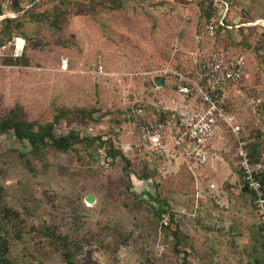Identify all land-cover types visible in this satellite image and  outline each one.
<instances>
[{"label":"rangeland","instance_id":"obj_1","mask_svg":"<svg viewBox=\"0 0 264 264\" xmlns=\"http://www.w3.org/2000/svg\"><path fill=\"white\" fill-rule=\"evenodd\" d=\"M224 17L229 30L210 38L197 0H0V32L8 26L4 18L14 19L10 32L23 39L21 55L0 68V119L15 111L34 129L54 121L56 137L74 132L118 141L133 130L135 107L169 104L174 79L167 70L194 73L222 46L246 63L230 88L229 111L264 155V53L256 47L264 37V0H232ZM59 57L67 60L65 70ZM98 64L104 74L85 72ZM154 75L165 77L163 87L153 85ZM220 133L221 157L236 177L219 186L243 197L233 138ZM99 148L81 140L67 151L46 145L32 152L11 129L0 133V203L16 214L0 217V231L12 264H65L57 235L71 246L73 264H263L250 195L246 234L233 228L225 236L223 204L207 192L205 164L168 179L161 178L167 159L146 160L157 178L136 181L118 157L98 164ZM86 194L93 203L83 200ZM193 206L206 210L193 216L187 211ZM169 210L177 244L171 229L159 225V214ZM215 228L218 245L208 241Z\"/></svg>","mask_w":264,"mask_h":264},{"label":"built area","instance_id":"obj_2","mask_svg":"<svg viewBox=\"0 0 264 264\" xmlns=\"http://www.w3.org/2000/svg\"><path fill=\"white\" fill-rule=\"evenodd\" d=\"M217 23L227 13L229 3L225 0H213ZM215 20L210 19L203 25V32L210 38L214 37ZM230 28V25H225ZM19 40V43L18 41ZM23 39L12 35L9 41L0 44V68H8L2 63L6 57L17 58L21 55ZM264 53V43H263ZM63 70L67 67L64 57L58 59ZM174 79L173 97L169 104L151 107L150 110L137 106L132 110L134 140L131 152L136 156L139 166H149L159 157L167 160L180 158L186 163L187 169L198 168L206 163L209 156V143L219 129H226L234 139L232 158L241 172L242 186L246 187L253 197V207L257 222L262 226L264 238V188L260 177L264 175V159L250 162L245 148L242 127L235 121L233 114L226 106L230 97L229 91L244 75L246 63L240 53H231L228 49L218 46L208 57L200 59L194 73H183L167 70ZM94 75L104 74L101 65L91 71ZM189 97L188 101L185 98ZM166 111L163 117H157L152 111ZM91 128H88L90 130ZM105 139L106 137H101ZM97 163L106 166L109 157L105 146L97 150ZM148 162H147V161ZM149 178L156 179L153 171ZM162 225L167 223V214H160Z\"/></svg>","mask_w":264,"mask_h":264},{"label":"trees","instance_id":"obj_3","mask_svg":"<svg viewBox=\"0 0 264 264\" xmlns=\"http://www.w3.org/2000/svg\"><path fill=\"white\" fill-rule=\"evenodd\" d=\"M197 1L200 4L202 11H203L204 18L202 20V23H203L202 25H204L206 22H208L210 19H213V17L216 16L215 21H214L216 25L214 29V38L219 37L220 33L222 32L225 33L229 30L228 28L225 27V25H229L227 21L225 20V17L222 19L223 25H220L217 23V15L215 12V6L213 5V0H197ZM225 1H227L229 5L230 3H232V0H225ZM13 21L14 19H10V18L3 19L4 24L8 26L4 27L3 31L0 32V35L1 34L5 35L4 38L0 37V44L9 41V37L12 35V32H10L9 25ZM16 24L18 23H15V25ZM251 26H255V25H251ZM238 27H242L243 33L245 35L251 32V29H248L247 26L245 25L239 24ZM263 43H264V37H261L259 43L256 46L259 52H263ZM12 61H16V59L15 58L13 59L11 57H6V58L1 59L2 63H9ZM173 88H175L174 85H173ZM188 100H189V97H186L185 101H188ZM229 100H230V97L228 99V103L226 106L228 111H229V107H228ZM152 111L155 115H157V117H163L167 114L166 111H155L154 108H152ZM60 114L66 115L67 111H62ZM53 122L54 121H51L43 126L38 127L37 129H34V124L21 120L18 117L17 112L13 111L11 112L9 116H6L0 119V133H2L5 130L11 129L15 139L19 141L25 140L30 146V151L32 152H37L40 148L46 145L56 150H59V151H67L71 149V147L74 144L80 142L81 140H86L89 144L95 143L96 146L98 145L105 146L108 157H112V158L118 157L122 159L123 166H125L126 168L129 167L130 169L129 174L135 175L138 179L145 180V179H149V177L151 176L149 174V168L146 165H143L142 167L138 166L139 170L136 168V166H132L130 162L128 161V159L123 155L121 150H119L115 146L113 139H110V138L102 139L98 135H94L93 137L83 138L81 136H78L74 132H69V133L56 137V136H53V134L51 133V126ZM222 131L228 132V130L226 129H223ZM245 148H246L248 159L250 162L257 161L259 158L264 159V155L262 154L261 151H259V147L257 146V144L249 143V141L245 139ZM233 151H234V139H233ZM233 161L236 163L235 158H233ZM240 175H241V172H240ZM260 182H261L262 188H264V175H261ZM241 185H242V182H241ZM241 194L242 195L245 194V196L250 195L251 202L253 204V197L248 190H246L244 193H241ZM169 212L170 210L167 213L166 225H162V223L160 222V214H159V225L160 227L171 229L169 231L172 237L174 238V244H177L178 242L177 228L175 224L173 223L174 222L172 220L173 217L171 213ZM15 216H16L15 212H13L12 210H10L9 208L5 207L4 205L0 203V217L1 218L11 219L12 217H15ZM261 228L262 226L259 224L260 233H261ZM261 237H262V245H263V264H264V238L262 234H261ZM56 240L58 242V246L61 252V257L64 263L73 264V261L71 260V256H72L71 246L67 242V239L65 238V236L57 235ZM182 256H184V254H182ZM0 264H12L11 260L7 256V242H6V239L3 237L1 231H0Z\"/></svg>","mask_w":264,"mask_h":264},{"label":"crops","instance_id":"obj_4","mask_svg":"<svg viewBox=\"0 0 264 264\" xmlns=\"http://www.w3.org/2000/svg\"><path fill=\"white\" fill-rule=\"evenodd\" d=\"M223 132L222 129H217L215 131L214 136L212 137L210 143H209V160L205 165L203 166V170H205L204 177L206 178L209 183H207L208 187V194L212 197V201L214 200L215 202H219V204H223V207H221L222 212L220 215L223 216V223H224V228L226 231H224V235L228 236V234H232V229L239 228L237 234H246L247 232V220H248V207L247 203L245 202V194L243 197L240 195H236L234 193L233 187H230V191L222 188L219 186V181H222L223 179H228L234 180L236 177V174L231 172V169L229 168L228 162L221 157V152L219 151V147L221 144V133ZM134 130L130 131V133L126 134L123 139H119L118 141H114L116 144L115 146L121 150L123 155L128 159L130 164L132 166H136L137 164V158L136 156L133 155L131 152V144L134 140ZM218 150V152H217ZM127 153V156L125 155ZM167 169H166V174L162 175L161 178H172V177H180L181 171L184 170L187 173V176L189 175L188 172L189 170L187 169L186 163L183 162L180 158H175V159H170L167 160ZM139 166V165H138ZM143 166V165H142ZM140 165V167H142ZM188 170V172H187ZM194 176V175H193ZM197 176H200L198 173ZM195 175V177H197ZM130 177L132 180L138 181L139 179L133 175L130 174ZM190 177V176H189ZM191 178V177H190ZM148 179H146L147 181ZM149 180H153L152 178H149ZM197 186L194 183V188ZM168 190L170 189L169 185L166 187ZM241 188V184L239 185V191ZM241 192V191H240ZM244 193V192H241ZM178 198V197H177ZM180 201V199H177ZM179 208V207H177ZM176 209V208H175ZM178 210V209H176ZM206 210V209H205ZM201 209L198 211L193 208L190 210H187L191 215L193 216H198V212H205ZM211 211V209H210ZM212 212V211H211ZM215 214H217V209L213 211ZM235 214L236 217H233L232 215ZM236 221V223H234ZM237 222H239L238 225ZM195 232V229H194ZM222 236L221 232H217L216 228L214 230H211L208 232V241L211 243H214L215 245H218L220 243V237Z\"/></svg>","mask_w":264,"mask_h":264},{"label":"water","instance_id":"obj_5","mask_svg":"<svg viewBox=\"0 0 264 264\" xmlns=\"http://www.w3.org/2000/svg\"><path fill=\"white\" fill-rule=\"evenodd\" d=\"M164 80H165V77L163 75H154L151 77V81L153 83V85L157 88H161L164 86ZM240 191L241 192H245L246 191V187L245 186H242L240 188ZM83 200L88 203V204H91L93 203L94 201V196L91 195V194H86L83 196Z\"/></svg>","mask_w":264,"mask_h":264},{"label":"bare ground","instance_id":"obj_6","mask_svg":"<svg viewBox=\"0 0 264 264\" xmlns=\"http://www.w3.org/2000/svg\"><path fill=\"white\" fill-rule=\"evenodd\" d=\"M18 41V43H19V40H17Z\"/></svg>","mask_w":264,"mask_h":264}]
</instances>
